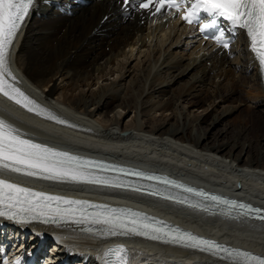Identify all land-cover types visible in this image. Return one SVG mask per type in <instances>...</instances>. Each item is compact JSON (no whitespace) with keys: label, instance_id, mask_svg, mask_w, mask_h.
I'll use <instances>...</instances> for the list:
<instances>
[{"label":"bare ground","instance_id":"1","mask_svg":"<svg viewBox=\"0 0 264 264\" xmlns=\"http://www.w3.org/2000/svg\"><path fill=\"white\" fill-rule=\"evenodd\" d=\"M54 1L56 0H35L29 17L10 49L9 68L15 80L7 78L66 123L60 124L54 120H42L43 123H40L34 120L32 113H29L28 118L23 117L9 108L14 107L11 104L15 103L7 99L10 103L7 104L2 98L0 118L20 129L25 138L38 140L49 146L61 144L67 148L154 165L168 173L213 184L219 189L239 192L264 205V138L258 141L253 154L243 143L222 141V137H218L219 132L222 133L221 129L212 130L213 141L208 144V130L200 126L205 122V115H190L180 107V103L184 102L190 107H197L201 102L207 106L214 105L218 98L224 101L234 95L237 88L246 86L245 94L255 97L250 106L259 111L257 117L263 120L261 123L264 126L262 78L246 39L237 36L236 43L240 47L234 53L230 50L228 54H216L208 48L197 49L198 46L193 45L190 38L185 39L186 32L174 23L167 24V29L164 30L162 23L151 24L143 20L142 24H138L136 18L124 22L115 20V4L109 0L89 3L70 17L60 16L51 7ZM110 5L112 6L109 7ZM107 11H110V16L106 19L108 21L98 25L102 13ZM37 13L41 15L39 20L35 17ZM138 42L140 46L136 52L139 56L144 47L149 51L152 46L154 50L153 45L160 53L152 59L150 52L145 53L143 67L140 69V64H137L133 80L128 84L129 94H138L133 108L135 118L126 120L122 125L128 116L127 112H122V103L130 97L124 85V76L129 70L125 69L123 61L128 62L135 57V44ZM160 45L164 46L163 57L160 55ZM225 64L226 69L223 67ZM124 69L126 71L122 73ZM113 74H118L119 78L109 84H101L89 93H83L84 86H90L94 80L98 84L100 78L106 79V76ZM220 78L222 81H219ZM56 79L61 82L66 80V84L71 83L75 88L61 89L55 82ZM184 79H187V90L171 101V87ZM216 79L219 81L216 82L218 85L214 83ZM137 90L140 92L137 93ZM163 94L169 95L163 98ZM115 102H118L115 106L118 110L114 112V116L109 117L105 109ZM169 103H172L170 111L173 115L164 120L163 113L168 112ZM212 110L217 111L214 106ZM232 111L234 109L230 107L223 108L210 120L208 126L213 129L215 124H220ZM158 112L160 114L156 115ZM171 119H174L173 122L168 123ZM196 121L200 125L194 130L193 123ZM57 130L69 131L77 138L66 139ZM237 147L239 150L236 152ZM0 177L34 188L41 186L42 179L17 176L3 170H0ZM236 182L239 186L232 190ZM53 186L58 190L80 195L139 204L159 215L176 218L184 224L209 230L217 237L264 252V226L259 223L254 225L240 220L203 215L156 198L124 191L111 192L77 184ZM9 235L12 236L10 231ZM80 238L83 240L79 243L80 251L86 252V247L93 246L90 242L92 238L83 235ZM142 254L149 255L146 258L152 261L159 258L160 262L169 259L178 264H189L192 261L197 262L191 264H222L208 260L200 262L198 259L194 260L195 255L185 256L186 253H182V256H169L161 249L153 254L144 251Z\"/></svg>","mask_w":264,"mask_h":264},{"label":"snow or ice","instance_id":"2","mask_svg":"<svg viewBox=\"0 0 264 264\" xmlns=\"http://www.w3.org/2000/svg\"><path fill=\"white\" fill-rule=\"evenodd\" d=\"M122 2L124 7L131 5L135 8L138 5L139 10L149 11L153 15L163 11L171 12L173 9L179 12L182 4L190 3V7L184 8L181 16L184 22L199 24L202 17L206 16L209 22L200 24V32L204 33L206 38L212 35L216 43L226 49L230 45V40L225 39L226 31L229 35H233L237 29L244 30L249 38L250 49L258 59L261 70L264 71V0H122ZM34 3L35 0H0V94L28 112L65 124V120L43 108L6 78L15 80L9 69V52ZM221 21L227 22L229 25L227 30L221 26ZM0 168L46 180L133 187L137 191L141 190L131 182L110 180L101 175L102 172L117 171L148 181H158L168 188L182 189L193 197L211 201L213 205L227 206L240 215H255L264 220V208L190 187L166 176L125 169L37 143L25 138L20 129L4 118H0ZM151 194L164 195L161 191H152ZM166 198L176 199L170 194ZM188 200V196H185L179 202L187 203ZM0 218L18 224L41 221L54 224L70 222L77 225H99L102 228V235L146 236L153 240L183 244L215 255L226 253L225 259L239 261L240 264H264V256L228 248L214 240L182 231L179 227H170L165 221L142 212L53 195L5 178H0ZM85 230L94 231L92 227H87ZM104 258L105 264H127V250L123 244H117L105 251ZM12 264H20L19 259L12 261Z\"/></svg>","mask_w":264,"mask_h":264},{"label":"rangeland","instance_id":"3","mask_svg":"<svg viewBox=\"0 0 264 264\" xmlns=\"http://www.w3.org/2000/svg\"><path fill=\"white\" fill-rule=\"evenodd\" d=\"M38 16L40 19L41 15L38 14ZM106 21H108V20H106ZM151 45H153V44H151ZM138 46H140L139 42L137 45L135 44V51H134L135 57L130 59L128 62L123 61L126 64L125 69L129 70V73H127L124 76V81H125L124 85L127 88L126 93H128V94H129L128 84H130V82L133 80L132 76L134 75V72L137 69L136 68L137 64L138 63L140 64V66H139L140 69L143 67V63L145 62L144 59L146 57V55H144V54L145 53L148 54L150 52V57L152 59L154 56L157 55V53L158 54L160 53L157 50V47L155 48V45H153L154 50L152 49V46H151L149 48V51L146 50L147 49L146 47H144L143 49L139 47L140 49L143 50L142 54H140V56H139L138 52H136ZM159 48L162 49L160 55L163 57L164 46L160 45ZM106 50H108V48ZM126 50H128V48ZM145 64L147 65V63H145ZM112 65L114 68L115 65L113 63H112ZM223 67L226 69L227 65L225 64ZM239 67H240V64H239ZM125 69L122 70V73H125V71H126ZM250 74H249V76H251ZM118 78H119L118 74H113L112 76H106V79L104 77L100 78V81L98 84H96V80H94L90 84V86H84L82 88L83 93H89L91 89H97V87L100 86L101 84H109L110 82H112V80H117ZM186 80L187 79H184V81L176 83L171 87V94H173L171 101H174V99L180 97L182 95V93L185 90H187L188 87L186 86ZM219 81H222L221 78L219 79ZM219 81L216 79L214 81V83L215 84H216V82L219 83ZM55 82L57 84H59V87L61 89L67 90V88H71V87L75 88V86L71 83L69 85L66 84V80H63V82H61L60 79H56ZM249 83H250V81H249ZM216 85H218V84H216ZM244 90H246V86H242L240 88H237L235 90V94L232 95L230 98H227L224 101H220V99L218 98L215 101L214 105L207 106V104H203L201 102L200 104H198L197 107H190L187 102H184V103H180V107H182L183 108L182 110L187 112L190 115H201V116L205 115V122H203L200 125L199 121L198 122L196 121L195 123H193V127H194V130H197V128H198L197 126L200 125L201 127L203 126L208 130V133H207L208 137L206 140L208 144H210L213 141L212 130L221 129L222 133L219 132L218 137H220V138L222 137L221 138L222 141H228L231 143L237 141L239 143H243L244 147L246 148L248 146L249 149L251 150L252 154H253L258 147L257 146L258 141H260L262 138H264V126L261 123L263 120H261L257 117V115L259 114V111L250 106V103L252 102V100L255 97L247 96L245 94ZM139 92H140V90H137V93H139ZM208 92H209V90H208ZM168 95L169 94H163V98L168 96ZM137 98H138V94L137 95L134 94V95H130V97L128 99H125L123 101L122 112L123 111L127 112L128 116L123 120L122 125L126 122V120L130 121L132 118H135V112H133V108L136 104ZM258 98H260V97H258ZM117 103L118 102L112 103L109 107H107L105 109V113H107V115L109 117L114 116V114H115L114 112L118 110L115 107L117 105ZM213 106L217 110L216 112L214 110H212ZM225 107H230V108L234 109V111H232L230 114L225 116V118L223 119V121L220 124H215L213 126V129H212L211 126H208V123L210 122V120L214 116L219 114V111H221ZM170 108H172V103H169V105H168V112L165 111L163 113V119L164 120H167L169 116L171 117L173 115V114H171ZM177 109H179L178 106H177ZM119 110H121V109H119ZM177 111H176V113H177ZM159 114L160 113L158 112L156 115H159ZM150 118H152V117H150ZM173 120L174 119L169 120L168 123H172ZM243 144H242V146H243ZM238 150H239V147H237L236 152Z\"/></svg>","mask_w":264,"mask_h":264}]
</instances>
